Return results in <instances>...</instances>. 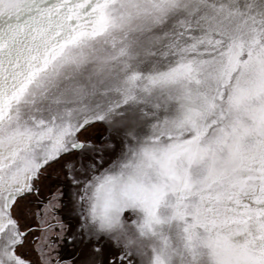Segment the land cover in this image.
Listing matches in <instances>:
<instances>
[{
    "label": "snow or ice",
    "instance_id": "snow-or-ice-1",
    "mask_svg": "<svg viewBox=\"0 0 264 264\" xmlns=\"http://www.w3.org/2000/svg\"><path fill=\"white\" fill-rule=\"evenodd\" d=\"M57 165L74 228L37 203ZM60 242L264 264V0H0V264Z\"/></svg>",
    "mask_w": 264,
    "mask_h": 264
}]
</instances>
